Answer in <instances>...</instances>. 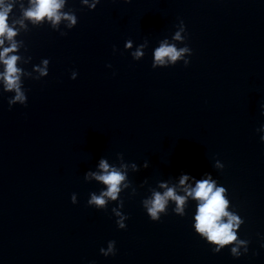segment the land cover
I'll use <instances>...</instances> for the list:
<instances>
[{"label":"clouds","instance_id":"clouds-1","mask_svg":"<svg viewBox=\"0 0 264 264\" xmlns=\"http://www.w3.org/2000/svg\"><path fill=\"white\" fill-rule=\"evenodd\" d=\"M84 4L88 3V0H82ZM100 0H95V3L90 5V8H95L96 3ZM66 0H28V7H24L21 3L22 18L19 20L10 22V13L13 10V3H5V0H0V47L5 43V40L10 42L9 47H3L0 51V63L3 64V72H0V80L4 83V90L7 92H14L15 96L10 98L9 106L20 102L26 106V96L22 91L21 75L23 70L17 67V61L20 59L17 55H10L17 50V42L14 37L17 35V29L14 26L19 24L21 27H25V21H31L33 24H37L41 21L48 20L55 27L61 20H67L69 22L68 27H72L77 23V17L73 13L62 12ZM183 24V21H181ZM61 35H67L62 33ZM174 39L181 40L180 32L175 34ZM127 47H131L128 43ZM186 52L191 53L188 47L177 49L174 45H169L167 41L162 42L160 47L155 50V62L152 67L155 69L157 66H164L168 63L175 65V63L182 59ZM142 52L138 49L132 55L135 58L142 56ZM44 67H37L35 70L40 72L41 75H47L48 61H43ZM190 61L185 60L184 65L187 67ZM76 73L72 74V78L75 79ZM11 109V107H9ZM264 139V138H262ZM219 166V165H218ZM126 167V166H123ZM99 168L102 170L100 174L90 173L97 181L102 182L107 186L106 191H102L100 195L92 194L91 199L88 201L89 205H95L97 208H103L108 199L116 200L121 192V186L127 187L124 184L126 180V173L118 170L116 167H111L106 160H101ZM135 168V165H133ZM208 178L197 180L195 187H189L186 185L188 176L184 175L180 179V184L184 186V192L186 195H177L174 188H170L167 184H161L160 187L165 188L166 191L161 194L160 192H154L151 199L144 201V206L147 209V215L152 221H159L161 213L166 212V206L168 202H175L176 213L183 215L185 202L188 197L197 201L195 211V232L198 233L206 242L217 245L213 251L218 253L220 248L231 245L236 242L239 245H243L246 242L243 240H237L236 229L242 223L239 216L229 212V200L226 198V188L217 187L216 181H214L210 174ZM75 197H73V201ZM119 215V213H117ZM121 228L124 227L123 223L118 221ZM115 241L109 242L108 249L105 251L100 249L101 253L107 257L109 254L115 255L116 249L114 248ZM247 251V249H245ZM231 253L234 256L239 255L238 247H232Z\"/></svg>","mask_w":264,"mask_h":264}]
</instances>
